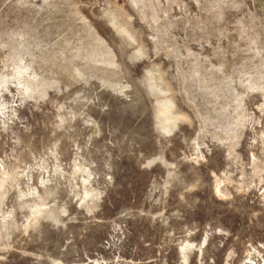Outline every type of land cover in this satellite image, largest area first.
Returning a JSON list of instances; mask_svg holds the SVG:
<instances>
[{"label":"rangeland","instance_id":"1","mask_svg":"<svg viewBox=\"0 0 264 264\" xmlns=\"http://www.w3.org/2000/svg\"><path fill=\"white\" fill-rule=\"evenodd\" d=\"M0 264H264V0H0Z\"/></svg>","mask_w":264,"mask_h":264}]
</instances>
